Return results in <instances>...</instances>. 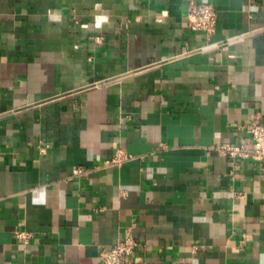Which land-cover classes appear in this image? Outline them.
<instances>
[{
  "label": "crops",
  "instance_id": "obj_1",
  "mask_svg": "<svg viewBox=\"0 0 264 264\" xmlns=\"http://www.w3.org/2000/svg\"><path fill=\"white\" fill-rule=\"evenodd\" d=\"M198 1L212 35L188 0H0V264L127 232L124 264H264V161L216 149L264 123V0Z\"/></svg>",
  "mask_w": 264,
  "mask_h": 264
},
{
  "label": "built area",
  "instance_id": "obj_2",
  "mask_svg": "<svg viewBox=\"0 0 264 264\" xmlns=\"http://www.w3.org/2000/svg\"><path fill=\"white\" fill-rule=\"evenodd\" d=\"M217 20L216 8L212 3L188 0L187 25L189 29L204 32L209 36L216 32ZM98 40H101V38H98ZM249 132L253 141L252 146L222 144L216 149L232 159L242 158L264 161V123L253 122ZM43 152H45V149H43ZM127 159L125 153H117L112 159L107 160L103 166H119ZM86 173H88V170L82 167L74 170V174L78 176ZM16 236L25 243L31 238V235L26 232H17ZM137 247L138 243L133 234L127 232L124 238L113 247L101 250V264H124Z\"/></svg>",
  "mask_w": 264,
  "mask_h": 264
}]
</instances>
